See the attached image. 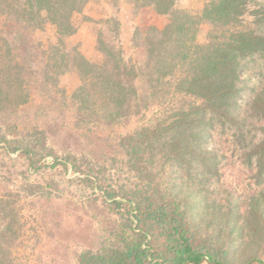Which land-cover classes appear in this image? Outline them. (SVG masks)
<instances>
[{
  "label": "trees",
  "instance_id": "trees-1",
  "mask_svg": "<svg viewBox=\"0 0 264 264\" xmlns=\"http://www.w3.org/2000/svg\"><path fill=\"white\" fill-rule=\"evenodd\" d=\"M88 2L0 0V114L30 100L27 60L20 50L38 47L48 54L42 68L46 83L57 86L62 74L77 72L80 84L66 96L74 117L87 121L93 138L108 132L100 150L125 169V182L106 184L108 159L76 152L60 162L81 172L115 215L102 246L81 252L78 264H231L229 244L219 242L221 230L210 232L205 223L222 212L206 205L204 192H221L226 155L214 141L216 130L264 172V6L256 10L250 0H209L195 13L178 8L177 0H127L134 10L168 15V22L135 28L131 43L142 58L134 59L119 39L120 21L107 19L113 39L99 33L101 57L93 61L66 42L78 31L75 16ZM48 25L56 41L34 42L32 34ZM203 25L209 29L199 40ZM251 60L262 63L256 72L260 81L247 87L243 75ZM151 111L147 123L111 138L116 126ZM0 141L11 143L5 134ZM45 143L39 135L27 140L23 150L31 163L33 151ZM8 207L0 199V264H20L15 253L23 242V223L17 209Z\"/></svg>",
  "mask_w": 264,
  "mask_h": 264
},
{
  "label": "rangeland",
  "instance_id": "rangeland-1",
  "mask_svg": "<svg viewBox=\"0 0 264 264\" xmlns=\"http://www.w3.org/2000/svg\"><path fill=\"white\" fill-rule=\"evenodd\" d=\"M208 1L177 0L176 6L197 13ZM250 1L256 10L264 6V0ZM109 18L120 21L119 39L128 55L140 59L141 50L133 48L131 43L135 28L163 27L169 16L157 14L152 8L134 10L127 0H89L83 12L75 16L78 31L66 38L68 47H77L89 59L99 60L101 56L96 49L99 33L113 39L105 23ZM208 29L207 25L200 28L199 40H204ZM31 38L37 44H48L56 41V34L48 25L44 31L34 32ZM46 55L38 47L20 50V57L27 60L24 84L31 97L27 103L0 114V135L5 134L11 141L10 145L0 141V199L10 205L8 208H16L21 216L23 242L15 253L20 264H78L81 252L102 246L115 215L105 206L101 192L85 181L81 172L66 169L60 162L76 152L98 155L105 162L108 158L102 154L99 142L108 132L93 138L87 121L75 119L73 105L66 98L80 84L75 70L62 74L57 86L43 81ZM245 67L243 77L247 87L258 86L260 78L256 72L262 63L251 60ZM152 115L151 111L119 124L111 138L133 132ZM213 134L217 146L226 155L221 165V192L204 193L206 205L214 211L220 210L222 216L209 217L205 223L210 232L221 230L219 242L229 244L231 264H245L251 259L264 261V172L260 173L256 163L248 164L247 151L239 146L233 148L227 134L219 130ZM37 135L45 137L46 143L43 149L37 147L33 151L34 163H31L23 146ZM107 161L106 184L125 182L122 165ZM230 218L237 222H231Z\"/></svg>",
  "mask_w": 264,
  "mask_h": 264
},
{
  "label": "water",
  "instance_id": "water-1",
  "mask_svg": "<svg viewBox=\"0 0 264 264\" xmlns=\"http://www.w3.org/2000/svg\"><path fill=\"white\" fill-rule=\"evenodd\" d=\"M209 262V261H208Z\"/></svg>",
  "mask_w": 264,
  "mask_h": 264
}]
</instances>
